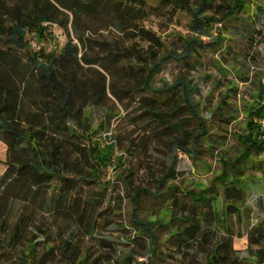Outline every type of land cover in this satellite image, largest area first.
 <instances>
[{"label":"rangeland","instance_id":"obj_1","mask_svg":"<svg viewBox=\"0 0 264 264\" xmlns=\"http://www.w3.org/2000/svg\"><path fill=\"white\" fill-rule=\"evenodd\" d=\"M122 1L129 4V0ZM196 1L188 3L193 6ZM222 3L215 1L206 14L219 11L216 17L223 16L219 8ZM134 8L141 16L135 20L132 39L146 56L179 47L181 37H191V16L185 11L158 0L138 1ZM217 28L221 29V36L216 46L199 50L196 60L165 65L155 77L156 87L172 84L181 77L192 82L197 89L192 98L206 123L208 143L201 141L195 156L189 155L196 125L179 92L162 96L141 94L144 104L136 96L122 104L113 101L93 109L92 126L103 125L96 139L114 143V158H122V165L116 169L120 180L111 168L98 183L80 181V174L70 171L66 182H55L49 187V206L42 202L44 195L39 196L36 204L41 201L43 206L37 207L35 213V225L41 231L37 232V241L43 239L53 247V253L46 254L40 247L36 264H82L78 259L82 255L86 258L83 264H125L130 255L134 258L129 264H203L208 249L228 240L230 250L238 253L240 259L260 247L257 239L264 234V151L253 153L245 167L233 166L231 159L242 152L237 135L243 132L248 114L264 106L258 97L260 85H264V0H253L243 14L225 19ZM212 34L217 35L218 31L213 30ZM56 35L63 46L64 31L57 30ZM150 35L160 40L163 50ZM203 41L207 43L206 38ZM148 105L157 116L145 112ZM170 112L173 114L168 121L161 118ZM259 121V139L264 141L260 138ZM176 142L183 143L188 153L173 150ZM219 159L228 166L223 168ZM5 160L6 147L0 143V175L6 169ZM172 161L173 179L160 186ZM223 173L222 180L217 179ZM238 173V186L245 199L235 205L239 211L230 209L227 214L224 188L232 186ZM128 189L133 193L146 189L155 197L144 195L133 211ZM203 190L211 194L208 198H215L211 203L214 209L209 208L210 203L194 201ZM26 204L22 200L13 204L11 222L21 210L35 207ZM203 210L210 217L202 214ZM132 212L140 221L156 223L157 241L152 255L149 239L137 232ZM66 241H70L67 250Z\"/></svg>","mask_w":264,"mask_h":264},{"label":"trees","instance_id":"obj_2","mask_svg":"<svg viewBox=\"0 0 264 264\" xmlns=\"http://www.w3.org/2000/svg\"><path fill=\"white\" fill-rule=\"evenodd\" d=\"M138 1L143 0H129L128 5L122 0H0V143L6 147L3 162L6 169L0 175V264L9 261L36 264L40 247L46 254L53 253V247L43 239L37 241V232L41 231L35 225V213L37 207L43 206L42 202L49 206L50 186L66 182V173L75 171L80 174V181L98 183L101 175L111 168L115 170L114 177L120 180L116 169L122 165V158H114V143L96 139L103 125L92 126L93 109L113 101L122 104L141 94L162 96L179 92L196 125L193 151L189 155L195 156L196 146L201 141L208 143L206 123L192 98L197 92L192 82L181 77L172 84L156 87L155 77L165 65L185 64L191 58L196 60L199 50L216 46L221 33L217 24L243 14L246 5L253 0H222L219 8L223 16L218 18L219 11L206 14L217 0H197L193 6L188 0H158L160 4L177 7L191 16V37L187 40L181 37L179 47L165 48L163 53L149 52V56L132 39L135 20L141 16L134 8ZM54 24L66 35L63 46L51 30ZM213 30L218 34L213 35ZM150 38L164 49L154 35ZM203 38L207 43H203ZM262 89L264 85H260L258 95L261 103L264 99ZM138 101L145 102L142 96ZM145 112L157 116L149 105ZM172 114L161 115V118L166 120ZM262 118L264 106L248 114L243 132L237 135L242 152L232 157L233 166L245 167L253 153L264 151V141L259 139L256 123ZM180 125L182 123H176ZM183 145L176 142L173 150L188 153ZM221 162L223 168L228 166L227 162ZM173 164L174 161L161 178L160 186L173 179L170 175ZM85 167L88 168L86 175ZM223 176L224 173L217 179L222 180ZM239 177L241 174L231 181V187L224 188L227 214L230 209L239 211L235 205L242 204L245 199L243 189L238 186ZM207 194V190L201 191L194 201L197 204L205 201L213 208L211 203L215 198L210 199L207 196L211 194ZM41 195L44 197L37 205ZM144 195L155 197L146 189L134 193L128 189L133 211ZM19 200L35 207L29 206L30 211L21 210L11 222L13 204ZM201 212L210 217L204 210ZM132 220L137 232L149 239L148 250L152 255L157 241L156 223L140 221L134 212ZM183 234L187 235V230ZM257 240L260 247L241 259L238 253L230 250L231 240L213 246L206 252L203 264H264V234ZM69 246L70 241H66L65 250ZM79 258L82 264L86 260L84 255ZM132 258L127 256L125 264Z\"/></svg>","mask_w":264,"mask_h":264},{"label":"built area","instance_id":"obj_3","mask_svg":"<svg viewBox=\"0 0 264 264\" xmlns=\"http://www.w3.org/2000/svg\"><path fill=\"white\" fill-rule=\"evenodd\" d=\"M264 92V89H262ZM262 105H264V99H262ZM259 131H260V138L264 140V118L260 119L259 121Z\"/></svg>","mask_w":264,"mask_h":264},{"label":"crops","instance_id":"obj_4","mask_svg":"<svg viewBox=\"0 0 264 264\" xmlns=\"http://www.w3.org/2000/svg\"><path fill=\"white\" fill-rule=\"evenodd\" d=\"M51 30H52V32L54 33V36H55V38H56L57 41H58V37H57V35H56V31H57V30L61 31L62 29H61L60 27H58L57 25L54 24V25L52 26ZM58 42H59V41H58Z\"/></svg>","mask_w":264,"mask_h":264}]
</instances>
